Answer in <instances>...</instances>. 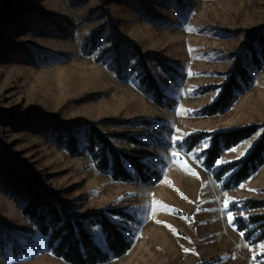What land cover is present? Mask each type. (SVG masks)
<instances>
[{
	"label": "rangeland",
	"instance_id": "374dc122",
	"mask_svg": "<svg viewBox=\"0 0 264 264\" xmlns=\"http://www.w3.org/2000/svg\"><path fill=\"white\" fill-rule=\"evenodd\" d=\"M97 31L102 39L91 51ZM250 33H264V0H0V264H68L23 213L30 203L24 174L67 202L74 215L120 208L133 217H122L132 229L124 227L132 249L105 264H262L264 242H247L236 218L264 214L245 206L264 200V166L229 190L223 185L231 174L221 182L214 174L247 157L264 128L226 151L213 171L204 167L211 140L191 154L186 144L202 132L264 125V66L255 69L248 57L251 88L225 114L202 115L219 98ZM120 38L151 55L150 70L173 107L159 108L147 95L137 56ZM117 43L123 79L114 71L115 53L107 52ZM154 57L178 74L170 78ZM209 87L218 88L206 92ZM145 119L154 125L130 124ZM84 122L105 134L139 137L145 144L111 141L153 158L148 167L162 181L122 182L99 171L77 124ZM55 125L76 134L82 156L66 150ZM89 232L105 250L106 236L99 240Z\"/></svg>",
	"mask_w": 264,
	"mask_h": 264
},
{
	"label": "trees",
	"instance_id": "16d2710c",
	"mask_svg": "<svg viewBox=\"0 0 264 264\" xmlns=\"http://www.w3.org/2000/svg\"><path fill=\"white\" fill-rule=\"evenodd\" d=\"M105 1V0H103ZM104 28L101 29L103 31ZM102 32L93 33L90 41L91 51L97 49L102 39ZM132 48L137 56V64L141 68V86L147 95L151 96L159 108H171L175 105L163 91L158 80L152 74L147 62L151 55L146 53L140 46L126 39H119ZM108 53H115V73L119 79L122 75V50L117 43V49L107 50ZM233 57L235 54H231ZM235 64L229 74L228 80L221 89L219 98L210 106L202 110L204 116H217L225 114L239 97L251 88L254 78L249 69V64L244 61L248 57L255 69L260 70L264 66V33H250L248 42L244 49L236 54ZM160 68L170 77L174 78L178 71L173 65L157 57H154ZM218 87H209L205 91H212ZM85 131L86 150L96 163V167L103 173H110L112 178L122 182H133L137 178L145 183L155 185L162 181V176L141 163L142 158L127 153L114 146L111 137L126 142L143 145L139 137L124 134H105L96 124L77 123ZM130 124L152 127L154 122L137 120ZM48 127V123L43 121ZM59 129V139L66 150L75 157L83 155L80 141L76 134L69 130V127L55 125ZM264 128L263 124L252 125L245 128L229 130L225 132H202L193 135L186 144L189 150H194L204 140L210 139L211 146L206 152L204 167L213 171L222 155L243 141L251 138ZM264 166V136L256 144L251 153L240 161L223 166L214 178L217 182L224 180L226 175L231 174L228 182L223 187L226 190L240 186L253 174ZM150 169V170H149ZM23 179L28 183V194L30 203L24 209V215L28 217L38 228L39 232L47 238L48 246L53 254L68 264H105L112 258H120L128 253L133 246V239L126 228H119L106 214L121 216L132 219L133 217L124 209H110L100 213H89L85 215H74L70 205L60 199L57 195H51L37 188L36 183L27 174ZM245 206L250 210H264V200H247ZM86 223L92 226H101L107 242V248L101 249L94 241L93 235L86 228ZM237 229L246 233L245 240L251 244L264 242V214L253 215L245 221L241 217L236 218ZM264 255L259 257L263 260ZM264 264V262H262Z\"/></svg>",
	"mask_w": 264,
	"mask_h": 264
},
{
	"label": "snow or ice",
	"instance_id": "6c2138e0",
	"mask_svg": "<svg viewBox=\"0 0 264 264\" xmlns=\"http://www.w3.org/2000/svg\"><path fill=\"white\" fill-rule=\"evenodd\" d=\"M174 142L177 144L178 147L182 143L181 141H175V139H174ZM197 147H201V146H197ZM191 152H192V150L190 149L189 150V154H191ZM171 159L172 160L176 159L175 153L172 154ZM196 159L197 160L200 159V154L198 152L196 154ZM152 160H153V158H151V157H145V158H142L141 163H144L146 168H148V166L152 164ZM192 174L195 175V173H192ZM165 207H167V206H165ZM111 219H114V221L116 222V224L118 225L119 228L128 227L130 231L132 230L130 225H128V222L126 220H123L122 217H113ZM228 219L231 222L233 218H232V216H229ZM121 221H123V222H121ZM89 231L93 232L95 238H97L99 240H103L105 238V234L103 233V231L100 229L99 226H96V228H91L90 227ZM241 234H243V233H241ZM262 247H264V245H262Z\"/></svg>",
	"mask_w": 264,
	"mask_h": 264
}]
</instances>
